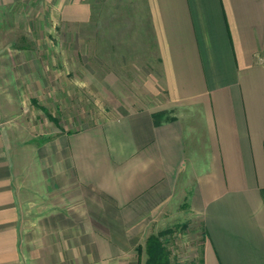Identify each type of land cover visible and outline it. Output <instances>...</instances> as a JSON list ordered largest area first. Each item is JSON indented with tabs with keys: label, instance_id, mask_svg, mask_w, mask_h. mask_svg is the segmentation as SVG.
<instances>
[{
	"label": "crops",
	"instance_id": "0c3cea01",
	"mask_svg": "<svg viewBox=\"0 0 264 264\" xmlns=\"http://www.w3.org/2000/svg\"><path fill=\"white\" fill-rule=\"evenodd\" d=\"M140 2L163 103L60 136L32 223L0 121V264H138L176 210L202 223L200 264H264V0Z\"/></svg>",
	"mask_w": 264,
	"mask_h": 264
},
{
	"label": "rangeland",
	"instance_id": "374dc122",
	"mask_svg": "<svg viewBox=\"0 0 264 264\" xmlns=\"http://www.w3.org/2000/svg\"><path fill=\"white\" fill-rule=\"evenodd\" d=\"M145 12L140 0H24L0 12V121L15 179L24 178L27 223L28 185L49 175L60 136L163 103ZM43 186L34 209L47 211ZM182 211L165 228L172 264H200L202 223ZM138 247L128 255L145 264Z\"/></svg>",
	"mask_w": 264,
	"mask_h": 264
},
{
	"label": "trees",
	"instance_id": "16d2710c",
	"mask_svg": "<svg viewBox=\"0 0 264 264\" xmlns=\"http://www.w3.org/2000/svg\"><path fill=\"white\" fill-rule=\"evenodd\" d=\"M169 229L151 234L146 241L147 259L145 264H172L171 252L166 244ZM139 252L142 248L139 246Z\"/></svg>",
	"mask_w": 264,
	"mask_h": 264
}]
</instances>
